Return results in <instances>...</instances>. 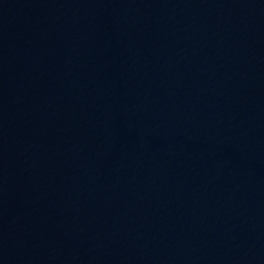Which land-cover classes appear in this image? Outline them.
<instances>
[{
    "label": "water",
    "instance_id": "water-1",
    "mask_svg": "<svg viewBox=\"0 0 264 264\" xmlns=\"http://www.w3.org/2000/svg\"><path fill=\"white\" fill-rule=\"evenodd\" d=\"M0 264H264V0H0Z\"/></svg>",
    "mask_w": 264,
    "mask_h": 264
}]
</instances>
